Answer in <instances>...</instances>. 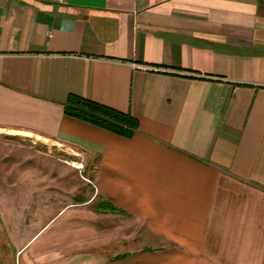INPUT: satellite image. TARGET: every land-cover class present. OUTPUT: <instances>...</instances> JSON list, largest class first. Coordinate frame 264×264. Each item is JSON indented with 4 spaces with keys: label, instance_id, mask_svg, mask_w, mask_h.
Returning <instances> with one entry per match:
<instances>
[{
    "label": "crops",
    "instance_id": "1",
    "mask_svg": "<svg viewBox=\"0 0 264 264\" xmlns=\"http://www.w3.org/2000/svg\"><path fill=\"white\" fill-rule=\"evenodd\" d=\"M70 95L139 130L67 115ZM0 134L96 162L25 264H264V0H0Z\"/></svg>",
    "mask_w": 264,
    "mask_h": 264
},
{
    "label": "rangeland",
    "instance_id": "2",
    "mask_svg": "<svg viewBox=\"0 0 264 264\" xmlns=\"http://www.w3.org/2000/svg\"><path fill=\"white\" fill-rule=\"evenodd\" d=\"M95 166L94 159L74 147L0 134V225L7 232L14 225V245L18 249L25 246L14 263L25 264L27 255L57 236L66 217L60 221L57 217L39 234L37 242L26 246L32 232L58 215L63 202L70 206L94 196L91 182ZM14 199L19 202L18 214L9 212L15 208L10 205ZM3 238L9 244L8 237Z\"/></svg>",
    "mask_w": 264,
    "mask_h": 264
},
{
    "label": "trees",
    "instance_id": "3",
    "mask_svg": "<svg viewBox=\"0 0 264 264\" xmlns=\"http://www.w3.org/2000/svg\"><path fill=\"white\" fill-rule=\"evenodd\" d=\"M65 113L127 138L132 137L139 130V121L130 112H123L76 95L68 97L65 103ZM101 207L113 212H121L106 204Z\"/></svg>",
    "mask_w": 264,
    "mask_h": 264
},
{
    "label": "bare ground",
    "instance_id": "4",
    "mask_svg": "<svg viewBox=\"0 0 264 264\" xmlns=\"http://www.w3.org/2000/svg\"><path fill=\"white\" fill-rule=\"evenodd\" d=\"M78 163V162H77ZM71 164V163H70ZM74 164V163H73ZM81 169V168H80Z\"/></svg>",
    "mask_w": 264,
    "mask_h": 264
}]
</instances>
